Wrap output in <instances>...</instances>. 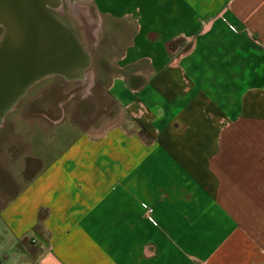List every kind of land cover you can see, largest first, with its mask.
I'll use <instances>...</instances> for the list:
<instances>
[{
  "label": "crops",
  "instance_id": "0c3cea01",
  "mask_svg": "<svg viewBox=\"0 0 264 264\" xmlns=\"http://www.w3.org/2000/svg\"><path fill=\"white\" fill-rule=\"evenodd\" d=\"M90 3L137 130L85 134L2 190L0 264H264V0Z\"/></svg>",
  "mask_w": 264,
  "mask_h": 264
},
{
  "label": "rangeland",
  "instance_id": "374dc122",
  "mask_svg": "<svg viewBox=\"0 0 264 264\" xmlns=\"http://www.w3.org/2000/svg\"><path fill=\"white\" fill-rule=\"evenodd\" d=\"M57 16L77 34L90 54L91 65L81 83L59 77L36 82L4 118L0 125V192L10 188L8 197L28 181L30 164L40 169L79 137H97L115 126L137 130L105 90L111 57L118 51L110 22L105 21L104 34L95 33L100 19L90 1L78 9L64 5ZM2 32L0 27V37Z\"/></svg>",
  "mask_w": 264,
  "mask_h": 264
},
{
  "label": "water",
  "instance_id": "95a60500",
  "mask_svg": "<svg viewBox=\"0 0 264 264\" xmlns=\"http://www.w3.org/2000/svg\"><path fill=\"white\" fill-rule=\"evenodd\" d=\"M60 6L61 0H0V125L36 82L86 77L90 54L51 12Z\"/></svg>",
  "mask_w": 264,
  "mask_h": 264
},
{
  "label": "flooded vegetation",
  "instance_id": "af4514ba",
  "mask_svg": "<svg viewBox=\"0 0 264 264\" xmlns=\"http://www.w3.org/2000/svg\"><path fill=\"white\" fill-rule=\"evenodd\" d=\"M70 2H73V1L70 0ZM61 3L63 4V5H62V8L64 7V5H65V6H68V1H67V0H61ZM68 7H69V6H68ZM51 12L53 13V15H54L58 20H60L59 17L57 16L58 13H59L58 10H52ZM60 21H61V20H60ZM2 33H3V32H2ZM52 77H55V76H52Z\"/></svg>",
  "mask_w": 264,
  "mask_h": 264
}]
</instances>
